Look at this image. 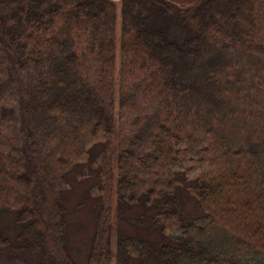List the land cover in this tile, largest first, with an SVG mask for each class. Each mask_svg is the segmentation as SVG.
Masks as SVG:
<instances>
[{
	"label": "trees",
	"instance_id": "obj_1",
	"mask_svg": "<svg viewBox=\"0 0 264 264\" xmlns=\"http://www.w3.org/2000/svg\"><path fill=\"white\" fill-rule=\"evenodd\" d=\"M119 1L116 65L114 0H0V264H76L63 196L97 137L89 264L113 182L116 264H264V0Z\"/></svg>",
	"mask_w": 264,
	"mask_h": 264
},
{
	"label": "rangeland",
	"instance_id": "obj_2",
	"mask_svg": "<svg viewBox=\"0 0 264 264\" xmlns=\"http://www.w3.org/2000/svg\"><path fill=\"white\" fill-rule=\"evenodd\" d=\"M117 4V48L116 65L120 62L118 39L120 34V1L114 0ZM114 109L116 110V122L118 123V97L117 90L114 97ZM108 142V138L97 137L90 146L88 155L77 169L70 171L67 177L68 185L64 191L63 203L65 204V241L71 258L76 264H89V254L92 249V238L96 231L97 215L100 207L99 196L103 192V170L105 167V157L100 151L103 144ZM113 154V149L111 148ZM115 153V152H114ZM114 163V162H113ZM115 164V163H114ZM191 164V163H190ZM191 174V173H190ZM196 174H186V178H194ZM115 182L112 187V220L110 229V258L108 264H116V241L118 235L117 226L129 230V226L123 221L122 217L132 216L136 211H129L123 215L117 213L115 203ZM192 197L187 198L184 209L189 210L196 206ZM12 214L0 213V224L11 225ZM3 226L2 230L12 240L15 231L12 233ZM10 256V255H9ZM36 258V257H35ZM21 260V259H20ZM94 263L100 264L96 260ZM150 264H159L155 261Z\"/></svg>",
	"mask_w": 264,
	"mask_h": 264
}]
</instances>
